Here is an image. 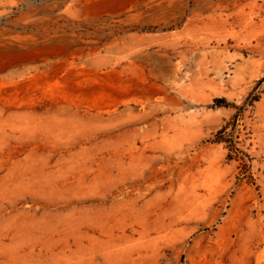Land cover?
<instances>
[{"label":"rangeland","instance_id":"1","mask_svg":"<svg viewBox=\"0 0 264 264\" xmlns=\"http://www.w3.org/2000/svg\"><path fill=\"white\" fill-rule=\"evenodd\" d=\"M0 264H264V0H0Z\"/></svg>","mask_w":264,"mask_h":264}]
</instances>
